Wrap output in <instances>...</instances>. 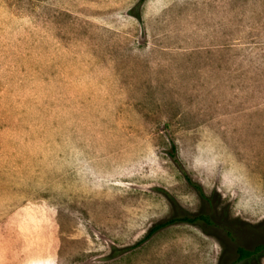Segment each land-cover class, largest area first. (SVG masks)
Returning <instances> with one entry per match:
<instances>
[{"label": "rangeland", "instance_id": "374dc122", "mask_svg": "<svg viewBox=\"0 0 264 264\" xmlns=\"http://www.w3.org/2000/svg\"><path fill=\"white\" fill-rule=\"evenodd\" d=\"M138 1L0 0V264H264V0Z\"/></svg>", "mask_w": 264, "mask_h": 264}, {"label": "trees", "instance_id": "16d2710c", "mask_svg": "<svg viewBox=\"0 0 264 264\" xmlns=\"http://www.w3.org/2000/svg\"><path fill=\"white\" fill-rule=\"evenodd\" d=\"M144 2V0H139L138 3L133 8L134 11H136L141 4ZM137 12V11H136ZM139 13H135V16L138 17ZM170 155L173 159H176V146L172 143L170 147ZM185 179L187 183L194 189L197 196L199 197L201 201L202 208L198 212L195 213H184L182 215L174 214L170 216L167 219H164L162 221H159L155 224H153L149 230L147 231L146 235L142 239V241L138 242L137 244H140L144 240H147L150 238L153 234L158 232L159 230H162L168 226L178 224V223H187L194 226H199L203 230H206V228H212L216 227L219 220H222L223 218L219 215L216 217V207L218 202H215V204H212V197L207 196L204 192L202 187L197 184L196 182L192 181L188 176L185 175ZM166 194V193H165ZM167 198L170 200L171 197L166 194ZM216 218V219H215ZM264 223V222H263ZM259 224L258 226H264V224ZM236 253V260L237 261H246L250 259H256L259 256L264 255V242L256 244L253 248L247 249L243 247H237L235 250Z\"/></svg>", "mask_w": 264, "mask_h": 264}]
</instances>
